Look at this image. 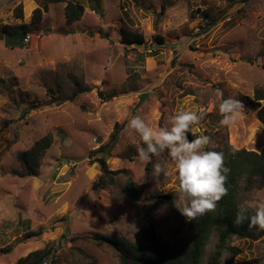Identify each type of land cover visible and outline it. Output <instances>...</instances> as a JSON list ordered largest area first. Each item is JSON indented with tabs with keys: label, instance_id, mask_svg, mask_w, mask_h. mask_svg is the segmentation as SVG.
Returning a JSON list of instances; mask_svg holds the SVG:
<instances>
[{
	"label": "rangeland",
	"instance_id": "obj_1",
	"mask_svg": "<svg viewBox=\"0 0 264 264\" xmlns=\"http://www.w3.org/2000/svg\"><path fill=\"white\" fill-rule=\"evenodd\" d=\"M70 1L85 8L72 24L67 2L0 0V264L51 247L47 264H122L109 238L146 247L177 236L188 221L173 206L177 170L167 152L152 164L139 159L142 141L128 127L135 116L159 130L180 110L203 112L190 131L195 138L221 128L236 149L264 148V123L250 105L255 89L264 87V0ZM37 9L43 14L35 21ZM20 26L32 40L12 48L7 35ZM77 83L91 91L64 102ZM100 92L117 96L105 101ZM228 97L244 104L231 127L215 119ZM117 125L124 128L106 162L129 176L96 190L102 170L91 152L111 141ZM47 135L53 144L38 176L16 175L24 171L20 154ZM156 164L163 172L154 180ZM129 177L138 199L121 189ZM246 204L254 214L264 205V188ZM216 241L214 235L207 262ZM232 245L242 250L235 264L258 258L264 264V238ZM228 260L225 253L223 264Z\"/></svg>",
	"mask_w": 264,
	"mask_h": 264
},
{
	"label": "trees",
	"instance_id": "obj_2",
	"mask_svg": "<svg viewBox=\"0 0 264 264\" xmlns=\"http://www.w3.org/2000/svg\"><path fill=\"white\" fill-rule=\"evenodd\" d=\"M48 2H67L65 18L69 24L80 21L84 16L85 8L83 5L70 0H48ZM22 8V5L17 8V15L19 17H22ZM166 10L167 7L164 4L161 14H165ZM35 13V21H38V19H41L43 11L37 9ZM16 30L19 31H12L7 35V37L14 38L10 45L12 48H23L25 45H28L25 44L24 40L29 32V28L27 26H20ZM127 42L130 41L128 40ZM160 42H163V40L161 39ZM1 81L2 79H0ZM89 91L91 90L88 87L77 83L76 88L74 87L71 95L66 96V101L64 102L74 101L79 95ZM99 96L103 100L105 99V101H110L117 95L109 94L105 96L104 93L100 92ZM250 105L258 112L259 120L264 123V87H257L255 89L254 98L250 102ZM215 119L217 122L221 121L222 115L216 116ZM123 128L124 125H117L111 141L98 150L91 152L92 156H97L95 161L100 164L102 170V175L93 185L96 190L118 185V177L121 175L129 176L127 170H110L106 162V158L110 155L111 149L115 147V142ZM206 135L212 138V143L214 144V146L207 150L223 152L225 165L230 169L227 180V195L217 202L215 211L197 217L191 222H185L184 226L178 230L177 236L171 240L151 242V245L142 247L132 244L123 237L114 236L109 238V243L120 252L122 264H223L225 253H229V260L226 264H235L236 257L242 253L240 248L232 245L235 241L243 239L256 241L264 238V231H257L255 228L250 230L247 221L240 226L234 224L238 206L244 204L248 209L249 215H251L252 212L246 204L247 198L256 190L264 188V148L261 152L249 151L244 148L236 149L230 144L227 134L221 128L216 132H206ZM188 137L190 140L195 138L190 132L188 133ZM52 144V135H47L38 140L31 149L21 153L19 156L24 171H15L14 173L21 177L38 176L42 156ZM128 153H135L134 147H129ZM155 157H152L151 164L154 162ZM121 189L128 197L133 199L139 198L135 183L131 177L121 186ZM161 197L167 198L169 203H172L170 196ZM214 235L217 241L214 245L212 258L210 262H207L208 245ZM33 236H36V234L27 235L29 238ZM151 236L153 237V235ZM53 253V247L38 250L21 258L18 264H47ZM252 261H254V264H260L261 258ZM51 262L53 264L54 261ZM90 264L97 263L92 262Z\"/></svg>",
	"mask_w": 264,
	"mask_h": 264
},
{
	"label": "clouds",
	"instance_id": "obj_3",
	"mask_svg": "<svg viewBox=\"0 0 264 264\" xmlns=\"http://www.w3.org/2000/svg\"><path fill=\"white\" fill-rule=\"evenodd\" d=\"M244 104L241 100L228 97L219 104L222 114L220 123L231 127L243 115ZM204 113L194 110H180L171 117L170 127L156 130L140 116L128 122L142 141L137 146L139 159L148 162L153 156L168 153L170 162L177 170L178 195L173 206L189 221L215 211L217 202L228 193L227 180L230 169L225 165L223 152L207 150L212 143L209 135H199L190 140L188 133L200 123ZM163 172L161 165H154L152 178L158 179ZM167 205L162 206V210ZM248 222L249 229L264 231V205L249 215L244 204L238 206L234 224Z\"/></svg>",
	"mask_w": 264,
	"mask_h": 264
},
{
	"label": "built area",
	"instance_id": "obj_4",
	"mask_svg": "<svg viewBox=\"0 0 264 264\" xmlns=\"http://www.w3.org/2000/svg\"><path fill=\"white\" fill-rule=\"evenodd\" d=\"M32 37L33 36L31 34H27V36H26V38L24 40L25 44H29L31 42V40H32Z\"/></svg>",
	"mask_w": 264,
	"mask_h": 264
},
{
	"label": "water",
	"instance_id": "obj_5",
	"mask_svg": "<svg viewBox=\"0 0 264 264\" xmlns=\"http://www.w3.org/2000/svg\"><path fill=\"white\" fill-rule=\"evenodd\" d=\"M138 45H141L140 42L138 43Z\"/></svg>",
	"mask_w": 264,
	"mask_h": 264
}]
</instances>
